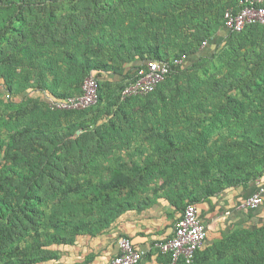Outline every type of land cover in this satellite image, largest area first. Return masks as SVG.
<instances>
[{
	"label": "trees",
	"instance_id": "trees-1",
	"mask_svg": "<svg viewBox=\"0 0 264 264\" xmlns=\"http://www.w3.org/2000/svg\"><path fill=\"white\" fill-rule=\"evenodd\" d=\"M242 1L0 0V264L55 260L60 242L123 212L165 200L184 214L264 177V53L242 50L264 26L224 24ZM218 17L223 40L204 54ZM184 55L155 92L121 99L146 61ZM91 76L96 105L49 107ZM192 264H264V225L232 230Z\"/></svg>",
	"mask_w": 264,
	"mask_h": 264
},
{
	"label": "crops",
	"instance_id": "crops-1",
	"mask_svg": "<svg viewBox=\"0 0 264 264\" xmlns=\"http://www.w3.org/2000/svg\"><path fill=\"white\" fill-rule=\"evenodd\" d=\"M106 79L115 80V77ZM134 152L131 151L132 158L139 159ZM259 187H264V177L249 188H231L197 204L207 228V239L201 250L221 243L236 228L264 225V202L255 210L243 208ZM182 215L181 209L165 200L144 210L123 212L95 227L94 234H78L68 242H60L56 248L57 259L40 264H109L119 252L118 242L122 237L130 238L135 247L145 253L140 264H165L154 244L173 236L175 224Z\"/></svg>",
	"mask_w": 264,
	"mask_h": 264
},
{
	"label": "built area",
	"instance_id": "built-area-1",
	"mask_svg": "<svg viewBox=\"0 0 264 264\" xmlns=\"http://www.w3.org/2000/svg\"><path fill=\"white\" fill-rule=\"evenodd\" d=\"M264 0L242 1L238 9H228L224 15L225 29L229 32L241 33L250 26H264ZM206 42L203 46H206ZM187 56L177 58L172 62L148 60L137 72L135 80L129 82L122 92L121 99L131 97H145L155 92L166 78L177 67L185 64ZM98 84L95 77L86 79L83 94L54 100L48 98V105L52 110L80 111L86 110L98 103ZM264 201V187L246 200L244 209H257ZM207 239V228L201 220L198 206L187 205L183 216L176 222L174 234L171 238L158 241L155 249L171 258V263L185 262L192 264L197 253L202 249ZM119 252L109 264H140L145 253L138 250L128 237H122L118 242Z\"/></svg>",
	"mask_w": 264,
	"mask_h": 264
},
{
	"label": "rangeland",
	"instance_id": "rangeland-1",
	"mask_svg": "<svg viewBox=\"0 0 264 264\" xmlns=\"http://www.w3.org/2000/svg\"><path fill=\"white\" fill-rule=\"evenodd\" d=\"M56 12H57V14H60V10H58ZM6 18H7V16L5 15V12L0 11V26H1L2 23L4 24ZM216 23H218L220 25V27H221L220 28V34H218L214 38V40L211 42L212 43L211 45L208 44V45H206L205 47L202 48L203 52H206L204 54H212L213 53V49L218 45V42L220 40H223V36H224L225 30H224L222 18H220V17L215 18L213 24H216ZM19 24H20V22H18V21L15 22V25L20 26ZM242 50L250 57L256 56L257 52H259V53L263 52L264 53V36H261L256 31L255 34L253 36H250L248 41L243 45V49ZM115 81H118V82H116L117 89L122 87L123 84L125 83L124 81L119 80V79H116Z\"/></svg>",
	"mask_w": 264,
	"mask_h": 264
},
{
	"label": "water",
	"instance_id": "water-1",
	"mask_svg": "<svg viewBox=\"0 0 264 264\" xmlns=\"http://www.w3.org/2000/svg\"><path fill=\"white\" fill-rule=\"evenodd\" d=\"M80 133H81V132H80V131H78V132H77V135H79Z\"/></svg>",
	"mask_w": 264,
	"mask_h": 264
}]
</instances>
